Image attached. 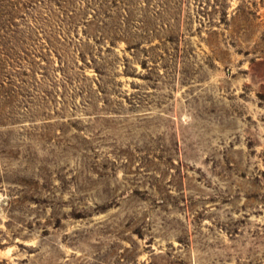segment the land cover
<instances>
[{
  "label": "rangeland",
  "instance_id": "obj_1",
  "mask_svg": "<svg viewBox=\"0 0 264 264\" xmlns=\"http://www.w3.org/2000/svg\"><path fill=\"white\" fill-rule=\"evenodd\" d=\"M0 264H264V0H0Z\"/></svg>",
  "mask_w": 264,
  "mask_h": 264
}]
</instances>
